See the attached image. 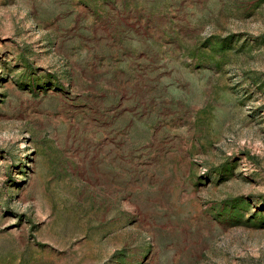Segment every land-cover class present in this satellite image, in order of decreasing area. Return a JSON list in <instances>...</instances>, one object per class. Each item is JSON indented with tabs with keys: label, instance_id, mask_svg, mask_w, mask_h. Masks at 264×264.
Returning <instances> with one entry per match:
<instances>
[{
	"label": "rangeland",
	"instance_id": "1",
	"mask_svg": "<svg viewBox=\"0 0 264 264\" xmlns=\"http://www.w3.org/2000/svg\"><path fill=\"white\" fill-rule=\"evenodd\" d=\"M0 264H264V0H0Z\"/></svg>",
	"mask_w": 264,
	"mask_h": 264
}]
</instances>
